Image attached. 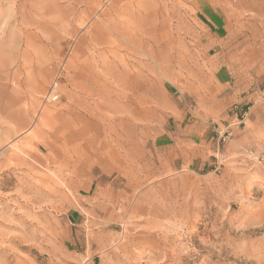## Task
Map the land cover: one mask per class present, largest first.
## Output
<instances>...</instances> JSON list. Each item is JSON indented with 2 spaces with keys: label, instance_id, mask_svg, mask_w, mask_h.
Returning a JSON list of instances; mask_svg holds the SVG:
<instances>
[{
  "label": "rangeland",
  "instance_id": "rangeland-1",
  "mask_svg": "<svg viewBox=\"0 0 264 264\" xmlns=\"http://www.w3.org/2000/svg\"><path fill=\"white\" fill-rule=\"evenodd\" d=\"M0 264H264V0H0Z\"/></svg>",
  "mask_w": 264,
  "mask_h": 264
},
{
  "label": "crops",
  "instance_id": "crops-1",
  "mask_svg": "<svg viewBox=\"0 0 264 264\" xmlns=\"http://www.w3.org/2000/svg\"><path fill=\"white\" fill-rule=\"evenodd\" d=\"M211 21H214V20H211ZM213 23L214 22H212V24ZM213 26H216V25L213 24ZM230 90L231 91L229 92V89H228L227 90L228 94H226L224 96L225 108H229L232 104H234L236 102H242L245 99H254L255 101L257 99V96H255V94L242 96L240 94V91L236 87H230ZM174 104L176 106L175 108H177V104L175 102H174ZM254 107H256V106L254 105ZM223 119L229 120V122L231 121L230 116L227 114L223 115ZM67 217H68L69 222L72 225L79 226L81 229H82V226H84V215H83L82 210L74 209V211H71ZM90 262H91V260H90Z\"/></svg>",
  "mask_w": 264,
  "mask_h": 264
},
{
  "label": "built area",
  "instance_id": "built-area-1",
  "mask_svg": "<svg viewBox=\"0 0 264 264\" xmlns=\"http://www.w3.org/2000/svg\"><path fill=\"white\" fill-rule=\"evenodd\" d=\"M57 94L53 95L52 98L55 100L57 99ZM235 119L242 123L245 121V119L248 117V109L243 106H235ZM231 135V131L228 130V128L225 131L220 132L219 139L226 141V139Z\"/></svg>",
  "mask_w": 264,
  "mask_h": 264
},
{
  "label": "bare ground",
  "instance_id": "bare-ground-1",
  "mask_svg": "<svg viewBox=\"0 0 264 264\" xmlns=\"http://www.w3.org/2000/svg\"><path fill=\"white\" fill-rule=\"evenodd\" d=\"M80 1V0H79ZM52 12V11H51ZM9 32V31H8ZM9 35V34H8ZM55 35V34H54ZM20 102V101H19ZM9 107V106H8ZM7 113H8V110L6 109ZM3 114H4V111H3ZM6 114V113H5Z\"/></svg>",
  "mask_w": 264,
  "mask_h": 264
}]
</instances>
